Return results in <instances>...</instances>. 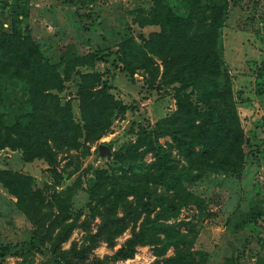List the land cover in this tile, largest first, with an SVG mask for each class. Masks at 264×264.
I'll list each match as a JSON object with an SVG mask.
<instances>
[{"label":"trees","instance_id":"trees-1","mask_svg":"<svg viewBox=\"0 0 264 264\" xmlns=\"http://www.w3.org/2000/svg\"><path fill=\"white\" fill-rule=\"evenodd\" d=\"M19 1L10 5L9 28L0 26V149L18 150L25 162L42 160L51 182L38 184L22 170L0 168V186L32 225L18 264L33 250L45 255L38 264H108L133 257L137 245H149L154 257L131 264H206L208 251L193 247L195 225L175 217L189 203L196 208L193 216L200 214L204 204L189 186L207 172L239 173L250 151L244 150L250 143L219 52L227 0H149L132 20L157 28L133 34L128 24L122 27L114 49L119 69L130 78L140 70V86L147 93L171 86L175 107L114 150L115 161L135 165L119 164L111 171L80 168L90 145L110 130L116 116L132 108L92 69L107 47L95 45L85 52L62 47L58 59L50 61L31 35L28 9ZM176 2L185 5V12L176 11ZM72 75L77 118L71 99L59 95ZM124 129L132 127L126 123ZM165 134L169 139L160 142L158 137ZM146 153L151 158L144 162ZM79 168L69 184L56 188L63 172L69 176ZM95 217L92 231L89 223ZM77 226L82 228L79 240L62 246ZM127 227L129 234L111 253L89 258L100 241L113 247ZM6 245L0 247L1 257L14 254ZM255 260L264 264V257Z\"/></svg>","mask_w":264,"mask_h":264},{"label":"rangeland","instance_id":"rangeland-1","mask_svg":"<svg viewBox=\"0 0 264 264\" xmlns=\"http://www.w3.org/2000/svg\"><path fill=\"white\" fill-rule=\"evenodd\" d=\"M14 1L0 0V26L9 28L12 23L10 5ZM19 4L27 7L31 35L37 39L39 48L50 61L58 59L62 47L79 52H85L95 45L107 47L92 69L102 73L117 99L132 105L123 115L116 116L110 130L90 145L91 153L81 158L80 168L88 165L90 170L106 167L111 171L119 164L135 165L129 161H115L112 152L133 140L141 128L149 130L154 121L175 107L171 86L147 93L140 86L141 71L137 70L130 78L126 71L119 69L114 55L119 34L125 25L131 27L133 34H146L157 28L155 25L139 26L132 20L136 9L147 6L149 0H20ZM175 9L183 13L186 7L176 2ZM263 16L264 0H227L226 13L219 29V52L229 73L240 125L251 144L244 147V150L250 148L245 154L244 166L239 173L207 172L189 186L202 199V212L193 216L196 208L189 203L182 206L175 217L176 220L190 219L195 225L197 232L193 247L208 251L206 264H254L256 256L264 257V73L258 74L261 65H264ZM75 89L76 76L72 75L64 81L59 95L62 100L67 97L71 99L72 111L77 118ZM15 95L10 94V98L16 102L19 98ZM126 123L132 127L131 130L124 129ZM166 139H169L167 134L158 137L160 142ZM98 142L110 147V155L101 156L93 151ZM150 158L151 155L146 153L143 160L146 162ZM61 164L62 161L59 166ZM2 167L29 173L38 184L51 182L42 160L25 162L18 150L0 149ZM71 167L67 166L65 170ZM80 168L69 176L63 172L62 181L56 188L69 184ZM76 196L83 199L81 190L77 191ZM96 221L97 217L89 223L92 231ZM31 227L23 213L14 207L12 195L0 186V247L7 244L14 253L0 256V264H18L22 257L18 252L27 246ZM81 234L82 228L74 227L62 246L66 247L71 240L78 241ZM128 234L127 227L115 237L113 247L100 241L89 253V258L111 253ZM167 253H171V248ZM153 257L149 245H137L133 257L108 264L148 262ZM44 259L43 253L33 250L27 254L24 264H38Z\"/></svg>","mask_w":264,"mask_h":264},{"label":"water","instance_id":"water-1","mask_svg":"<svg viewBox=\"0 0 264 264\" xmlns=\"http://www.w3.org/2000/svg\"><path fill=\"white\" fill-rule=\"evenodd\" d=\"M96 149H97V153L98 155H110L111 153V149L110 147L104 143V142H98L96 144Z\"/></svg>","mask_w":264,"mask_h":264}]
</instances>
